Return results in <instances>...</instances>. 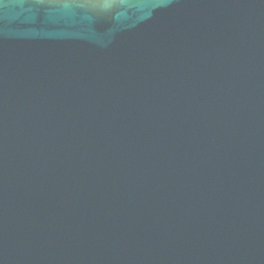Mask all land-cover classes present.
<instances>
[{"label":"water","instance_id":"obj_1","mask_svg":"<svg viewBox=\"0 0 264 264\" xmlns=\"http://www.w3.org/2000/svg\"><path fill=\"white\" fill-rule=\"evenodd\" d=\"M0 264H264V0H0Z\"/></svg>","mask_w":264,"mask_h":264}]
</instances>
